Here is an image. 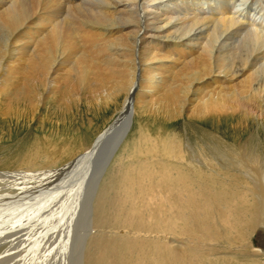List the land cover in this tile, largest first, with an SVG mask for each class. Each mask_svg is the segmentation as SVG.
<instances>
[{
	"label": "bare ground",
	"instance_id": "6f19581e",
	"mask_svg": "<svg viewBox=\"0 0 264 264\" xmlns=\"http://www.w3.org/2000/svg\"><path fill=\"white\" fill-rule=\"evenodd\" d=\"M152 1L156 0H0V93L2 87L19 80V87L15 85L17 88L12 90L14 101L35 98L40 104L52 93L71 98L76 96V87L83 88L86 95L94 97L102 93L106 98L124 95L116 115L107 125L116 122L114 126L120 131L125 123L122 137L111 152L105 153L100 165L91 169L87 186L80 187L76 193L84 204L82 213L87 220L84 227L86 230L94 229V234L86 231L78 235L76 242L82 252L75 264H115L117 258L121 261V256L131 252L130 248L156 242V238L149 240L137 237L138 234L129 235L131 237L125 234L119 236L118 233L107 235L106 231H111L112 227L153 231L161 224L151 220L149 215L146 216L148 220L142 221L141 214L145 210L154 212V207L163 206L169 212L166 224L176 226L179 217L175 218L172 214L177 206H173L170 200L178 194L181 199H186L180 203L181 211H178L179 208L176 212L183 223L193 210L188 204L194 203L187 199H193L200 206L215 201L224 205L228 201L223 189L231 190L232 194L230 188L236 191L235 188L248 189L258 204V211H252L249 217V220L256 221L253 236L256 234L259 238L262 234L264 137L252 139L251 136L239 142L216 138L219 146L212 140L200 139L193 143L185 133L181 135L177 153L168 154V141H148L151 149L144 159L135 162L129 159L136 154L130 152L125 155L126 144L121 148L120 144L132 125L131 113L137 111L135 106L166 120L187 117L213 119L219 124L228 116L238 115L243 120L264 124V7L261 5L257 10L252 9L250 5L256 3L254 0ZM116 135L112 134L113 139ZM107 141L106 138L103 142L105 149L111 144ZM93 143L86 147L82 155L56 170L49 172L47 168L48 172L44 171L43 175L38 172L41 174L39 177H47L48 174L58 177L68 172H75L77 177L85 176L84 166L93 167L94 153L90 151ZM197 143L201 144L200 147H196ZM82 170L85 172L82 173ZM34 195L23 198L15 194L7 200L11 203L9 208L12 209L10 206L13 204L18 208L15 215L21 224L25 223L21 232L34 230L31 238L38 233L35 231L42 219L54 220L48 214L53 212L50 201L46 209L44 206L37 209L35 203L29 202L37 198ZM208 197L211 200H206ZM68 207L69 204L64 210L62 208L63 222L68 216ZM161 208L159 215L164 211ZM222 208L217 210L221 212ZM197 212L200 216L204 211ZM209 218L212 219L211 216ZM199 219L194 217L190 222L194 224ZM46 224L49 223L44 221L43 225ZM162 228V231L170 229ZM171 231L174 233V230ZM62 233L58 239L61 242L56 243L50 234L46 238L38 236L32 248L39 242L43 252L47 250L52 254L51 248L65 243L63 238L68 242L66 227ZM193 239L187 243L190 247L188 245L183 249L186 252L190 249L189 255L199 250L192 243ZM262 249L253 245V255L264 256L263 246Z\"/></svg>",
	"mask_w": 264,
	"mask_h": 264
},
{
	"label": "rangeland",
	"instance_id": "374dc122",
	"mask_svg": "<svg viewBox=\"0 0 264 264\" xmlns=\"http://www.w3.org/2000/svg\"><path fill=\"white\" fill-rule=\"evenodd\" d=\"M156 1H152V3ZM254 1L256 3L250 5V7L252 6V9L257 10L259 6L261 8V5L262 7H264V0ZM18 81L19 80H14L13 83L9 86L2 87L3 93H0V264H75L74 262L78 263L82 252V250L80 249V244L76 242L78 235H82L86 231L94 234V229L86 230V228L84 227L85 222L87 221L85 218H83L84 212L82 213L84 204L82 202V199L77 198L78 196L76 194L80 187L87 186L86 184L89 181L88 179L92 171L91 169H93L94 166H84L86 168V172L85 170H82L81 172H85L86 177H77V174L75 172H68L58 177L48 174L47 177L43 176L41 178L39 177L41 176V174L39 173H42V175L45 174L46 172H48L47 168L49 169V172L52 171V169L56 170V168H59L70 160L75 159L77 156L82 155L86 147H89L94 142L99 133L102 132L114 118V116L116 115V111L121 106L124 95L118 94L111 98H106V95H102L104 94L102 93L94 97L93 95H86L83 88L76 87L75 92H77L78 94L76 93L75 95H79V98L73 96L75 97V99L73 97L70 98V96H66L63 98V96H61L62 94L60 95L59 93H52L45 97V99L42 100L40 104L36 101L35 98L31 101L28 99H15L14 101V98L12 97V93L14 92H12V90L15 91L14 88L19 87L18 85H20V81ZM36 102L38 103V105L36 104ZM136 108L137 107L135 106V110H137L138 112L134 111L133 114L131 113L132 125L128 129V132L124 138L125 140L120 144V148L123 147L124 144H126V147L124 149L125 155L127 153L130 154V152L132 154H136L135 157L129 159L130 162L144 159V155L147 154L148 150L151 149V147H148L150 145L148 141L152 142L153 140H157L161 143L168 141L170 144L169 146H167V149H169L168 154H171V152L177 153L179 151V144L181 146V135L185 133L190 137L191 142L193 143L199 141L200 139H203L205 141L212 140L213 143L215 142V144H218L219 146L220 144L216 141V138H227L226 140H228L229 142H235L234 140L239 142L251 136L253 137L252 139H256V137H264V124H256L249 120H243L238 115L228 116L227 118L220 121L222 123L216 124L215 120L213 119L187 118L185 116V118L183 117L185 120L182 119V117H177L172 120H166L159 115H152L149 114L146 110ZM171 121L173 123H171ZM212 134L215 135L213 136ZM200 145V143H197L196 147H200ZM157 147L161 150L159 146ZM203 151H205V148H203ZM47 158H49L50 160H47ZM49 162H51L52 164ZM28 172H30V174ZM13 173L23 174L13 177ZM22 176L23 178H21ZM18 178H20L21 180ZM45 179L47 181H45ZM42 181L45 182L43 183ZM60 181L62 184L60 183ZM63 181H65V183ZM36 182L38 184H36ZM31 184H33V186ZM30 185L32 188L30 187ZM43 185H45V187ZM59 187L61 191L59 190ZM51 188L53 190H51ZM64 188H66L67 192L64 191ZM230 189H232V192L234 194H232L231 190L229 189H223L227 193L228 201V203L224 205L223 203H218L217 201H215L214 203H205L206 205L202 204L203 206H200L201 204L195 203L193 199H187L194 204H188L193 209H191L192 215L190 214L189 217H187V219L183 221V223H181V217L178 216L176 212L179 208L180 209L178 211H181L180 203L183 202V200L186 201V199H183L185 197L181 199L180 194L175 197H171L172 199L170 200V202L172 201L171 203L173 206H177L174 209V214L171 213L174 217L176 216L175 218L179 217V219H176L178 220L176 221L178 222V224H176L177 228L176 226L171 227L166 224L167 222L165 221V218L166 215H169V212L167 210H164V208H166L165 206H163L162 208L154 207V212L145 210V212L141 214V217L143 218L142 221H144V219L148 220L146 216L149 215V218L151 220H154L157 224H161L157 225L158 228L153 229V231L149 232L146 230V232H141L140 230L136 229L131 230L130 228L124 227H118V229L117 227H112L111 231H106V234L108 233L107 235H114L113 233H118L119 236H123V234L128 236L134 234L135 236L136 234H138L136 235L137 237H142L149 240H152L151 238H156V242H154L155 244H146L145 246L142 245L141 247H138L137 245V247L135 246L136 248L134 247L135 249L133 247L132 249L130 248L131 252L127 251V254L121 256V261L117 258V260H115V264H216V262L218 264H264V256L253 255V245L258 249L260 247V249L263 250L262 246L264 247V227L262 230V234L259 238H257L256 234L253 236V228L256 221L254 222L251 219V222V220H249L251 212L255 210L258 211V204L255 201L254 196H252L250 190L235 188L237 189V192L236 190H233L234 188ZM22 193L24 195H21ZM240 193L242 195H240ZM15 194H19L20 197L23 198H28L31 197L32 194H35L34 196H37V198L34 200L32 199L29 202H31L30 204L33 205L35 203L37 209H40L42 206H44L45 208L50 203V205L53 207V212L51 211L48 214L51 215V218L54 217L55 221L53 219L51 221L50 218L42 219L39 229L35 231L38 232L36 233L37 235L34 234L35 238L30 237L33 235V233L31 232H33L34 230L29 229L21 232L25 228V223L21 224V221L18 220L17 216L15 215V213L18 214V208L14 204L10 206L12 207V209L9 208V205L11 203L8 202V197H12V195ZM233 196L234 198L232 199L231 197ZM51 198L53 199V201L51 200ZM60 200L62 203L60 202ZM206 200H211V198L208 197ZM173 201H175L176 203ZM7 202L8 205H5V203ZM71 203L73 205H71ZM30 204H28V207L30 206ZM68 204L70 205V208L68 207L67 210L69 212H67L68 216L66 217V221L69 220L67 221L68 223L70 222L69 224L66 221L63 222V217L65 216L62 213V208L64 210V208H66ZM196 207L197 209L195 210ZM218 207H223L221 212L217 210ZM13 208L17 209L15 210ZM160 208L162 209V211L164 210L163 213L160 212L161 215H159L158 213ZM58 209L61 212H59ZM215 209L221 214L215 211ZM198 210H202L204 212L199 216L197 212ZM209 212L211 213V215ZM190 216H192L193 219ZM209 216H211L212 219H210ZM194 217H200L199 221H201V225L199 224V221H195V226L193 223H191L194 220ZM68 218H71L72 220ZM43 220L45 221V223L47 222L49 224L43 225ZM250 224L252 227L250 226ZM62 225L67 228V237H69V243H66L65 239L63 238L65 243H60L58 246L56 244V246L54 247L57 249L51 248L52 254L50 253L51 251L48 253L47 250L43 252V249L40 248L41 244L39 242L36 247H33L34 249L32 248V244L38 236H45L46 238L50 234L54 237L55 243L57 241L61 242L58 239H60V235L63 234L62 232L64 227ZM162 226L166 229L170 227V229H168L167 231L164 230V232L162 231ZM40 227H42V229ZM154 230H159V232H154ZM171 230H174V233H172ZM185 230L186 232H184ZM119 231L122 232V234ZM141 233H143L145 237L143 235H140ZM192 233L193 235H191ZM55 234L57 237L55 236ZM155 234H158L159 237ZM187 234H190L191 236ZM192 239V243L196 244L199 250H196L193 254L189 255V251L191 250L188 249L189 251L187 250L186 252V250L183 249L185 247L188 248V245L190 247V243H187ZM257 242L260 245L257 244ZM147 245L149 246V248ZM171 250L174 253H172ZM184 253L186 255H184ZM155 255L156 258H153V256ZM158 256L160 259H162L161 261L159 260ZM66 257H68V259Z\"/></svg>",
	"mask_w": 264,
	"mask_h": 264
},
{
	"label": "water",
	"instance_id": "95a60500",
	"mask_svg": "<svg viewBox=\"0 0 264 264\" xmlns=\"http://www.w3.org/2000/svg\"><path fill=\"white\" fill-rule=\"evenodd\" d=\"M115 123L110 124L108 127H106L100 134V137H98L93 143V145L91 146L90 151L93 152L94 157H92L93 160V166L94 167H98L97 165H100V162L102 160V158L104 157L105 153H109L113 150V148L115 147V145L117 144V142L121 139L122 137V132L124 131V124L121 128V130L119 131L114 125ZM126 128V127H125ZM126 130V129H125ZM117 133L116 137L113 139L112 134ZM108 136V137H107ZM109 141H111V144L107 146V149H105L104 145V139H106ZM107 141V142H108ZM102 145H104V147H102ZM105 150H104V149ZM103 149V150H102ZM99 150V151H98Z\"/></svg>",
	"mask_w": 264,
	"mask_h": 264
}]
</instances>
